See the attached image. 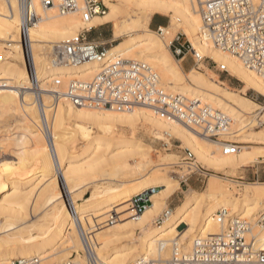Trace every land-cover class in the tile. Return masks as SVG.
I'll return each mask as SVG.
<instances>
[{
  "label": "bare ground",
  "instance_id": "1",
  "mask_svg": "<svg viewBox=\"0 0 264 264\" xmlns=\"http://www.w3.org/2000/svg\"><path fill=\"white\" fill-rule=\"evenodd\" d=\"M34 3L40 19L24 32L22 42L27 50H23L17 1L0 0V151L8 149L17 156L16 161L0 160V262L14 264L40 258L48 260V264H87L86 240L92 247L95 264L165 263L175 246L189 253L197 237L218 235L221 227L215 215L225 208L230 217L241 216L252 225L259 247L264 248V226L258 223L264 213V183H244L241 197L223 184L239 183L238 179L244 177L238 175L239 171L264 159L261 152L241 150L223 155L218 144L177 122L161 119L150 109L124 113L82 109L63 96L56 98L54 107L46 103L56 77L89 80L99 69L94 64L79 69L65 67L58 55L61 44L81 30L114 21L119 24L114 37L120 41L110 47L111 58L148 63L168 91L211 104L231 116L234 126L241 125V132L233 131L228 139L264 145V131L253 130L248 120L256 108L262 109L259 104L229 91L223 81L197 67L190 76L184 75L182 63L177 60L176 67L166 52L173 56L171 44L182 34L203 57L225 65L229 74L244 84V90L252 89L264 96L260 76L235 56L202 39L199 4L194 0H105L108 13L84 22V0H78L79 10L65 15L56 7H42L40 0ZM156 13H169L171 22L176 21L173 40L166 36L170 25L151 28ZM44 45L51 53L49 58L40 53ZM35 84L42 87L39 94L44 100L38 107ZM69 120L71 125L66 126ZM121 128H131L136 134L126 136ZM140 130L160 141L164 139L166 146L174 137L180 140L181 147L191 149L208 170L222 173L224 177L211 174L222 183L211 184L206 192L192 188L185 191L184 203L157 223L159 217H154L181 189V183L169 176L172 168L181 163L178 155L167 154L161 157L163 172L155 171L148 157L149 148L137 138ZM79 141L83 143L80 148ZM114 150L117 153L111 155ZM136 155L142 160L140 172L134 171L129 162ZM185 164L190 172L197 165L195 161ZM227 166L236 168L235 179L225 177ZM84 178V186L91 192L88 198L75 189L78 183L74 185L77 179ZM87 178L92 182L86 184ZM62 181L67 196L61 190L52 191L57 185L61 187ZM149 190H155L153 203L144 214L137 215L132 200ZM114 212L118 225L110 223ZM136 230H140L137 238Z\"/></svg>",
  "mask_w": 264,
  "mask_h": 264
},
{
  "label": "built area",
  "instance_id": "2",
  "mask_svg": "<svg viewBox=\"0 0 264 264\" xmlns=\"http://www.w3.org/2000/svg\"><path fill=\"white\" fill-rule=\"evenodd\" d=\"M21 14L20 45L27 50L22 37L39 21L40 16L34 0H16ZM42 7H56L62 15L79 10L78 0H40ZM199 4L202 27L200 36L215 48L235 56L247 69L253 71L264 81V0H194ZM82 20L91 21L96 16H105L109 8L105 0H84ZM160 29V26H157ZM87 28L61 44L58 55L63 65L79 69L88 64L98 66V71L89 80L81 78H58L52 80L53 90L50 100L63 96L71 105L82 109L111 110L117 113L133 111L136 108L152 110L158 117L168 122H177L200 137L219 145L223 155H233L240 151L239 143L227 137L232 134L234 120L227 113L198 98L186 97L168 91L155 68L143 61L111 58L109 49L113 43L106 44L89 39ZM173 41L171 50L174 56H188L201 70L200 65L207 60L221 73L229 74L225 65L203 57L187 40L181 37ZM177 43L175 46L174 43ZM65 81L67 84L65 85ZM33 82V79L32 81ZM65 86V87H64ZM38 106L44 103L39 94L42 87L35 84ZM52 103V102H51ZM1 154V151H0ZM185 163L195 161L194 153L185 149ZM189 174L198 176L201 183L208 181L212 171L197 164ZM155 190L136 195L133 208L142 215L152 205ZM173 208L167 209L157 223L171 216ZM229 209H221L215 215L221 232L214 236H199L192 244L189 253L174 247L172 257L165 263L158 261L143 264H264V248L259 247L258 237L253 235L252 225L241 216L230 217ZM110 223H115L114 215ZM259 224L264 226V213ZM85 241L87 264H95V257L89 242ZM0 264H3L0 262ZM14 264H45L35 258ZM65 264H73L71 261Z\"/></svg>",
  "mask_w": 264,
  "mask_h": 264
},
{
  "label": "rangeland",
  "instance_id": "3",
  "mask_svg": "<svg viewBox=\"0 0 264 264\" xmlns=\"http://www.w3.org/2000/svg\"><path fill=\"white\" fill-rule=\"evenodd\" d=\"M80 16H81V14H80ZM154 16L156 17V19L165 20L167 22V24L165 26H169V25L171 26V28L169 29V31H168L166 36L168 37V39L173 40V38L176 36V32L173 30V25L175 24L176 21H172L171 22L172 18H171V15L169 13H156V14L153 15V17ZM155 24L156 25L159 24L158 21ZM118 25H119L118 22L116 23L114 21L105 23L104 29L107 31V33L110 35V37L103 38L102 36H100V29H101V28H99L100 25L94 26L93 29L91 30V32L87 33V36H88L89 39L96 40V41L101 42V43H106V44L113 43V44H116V43H118L120 41V40H115V37H114L115 31L118 28ZM150 26H151V28L153 30H157V27L155 25H150ZM81 31H79V32H81ZM79 32H77V33H79ZM77 33H75V34H77ZM25 34L27 35V32ZM179 35H181V34H179ZM23 37H24V35H23ZM178 37L179 36L175 37L174 41ZM93 38H95V39H93ZM185 40H186V37L182 36L181 39H180V42H184ZM174 45L176 46L177 43L175 42ZM0 46H3V45H0ZM166 52L168 53L169 57L171 58L170 59L171 62L176 67H177V60H179V62L182 63V65H183V61L181 60L182 57H176V56H174V54L172 56L168 51H166ZM40 53L43 55V57H46V58H49L48 57L49 54L51 55L50 51L48 50V46H46V45H44L43 48L41 47ZM207 58H209V57H207ZM186 60L189 62V67L187 69H185L184 66H183L184 75L190 76L191 75V70L193 68L196 69L197 66L193 63L192 59L189 56L186 58ZM200 67H201L200 71L202 73H205V74H210L211 73V75H214V77L216 79L223 81L226 84V88L229 91H235L239 95L247 97V98L251 99L252 101L256 102L257 104H259L262 109L258 110L256 108L254 110V114L252 116L248 117V120L252 121L250 126H252L253 130L258 131V132L264 131V96L261 95L260 93L256 92V91L252 90V89L244 90L245 86L239 79H237L233 75H230V74H227V73H221L220 71H218V68L213 66L212 62L209 61V60L204 62L203 65L200 66ZM47 102H49L47 104V106L54 107L56 105L57 101H56V99L54 101H52L50 99L49 100L47 99L46 103ZM36 105L38 107L37 99H36ZM70 121L71 120L66 121V123H67L66 126H70L71 125ZM28 123H30V120L28 121ZM238 125L239 124L235 125L236 127L233 126V131H234L233 133L234 134H237V133L239 134L241 132V128H240L241 125H239V126ZM238 127H239L240 131H238V129H237ZM70 128H72V126ZM121 131L126 136H132L135 133V131L133 129H131V128H121ZM144 133H143V130H140L139 133H137V138L139 140H141L142 143H144L145 146H147L149 148V150L147 149L148 157L153 161V163H154L153 164V168L155 167V171L163 172L162 168L165 167V166H162L164 164V162H162L161 157L162 156H166L167 154H176V155H178L179 162L181 163V165L174 166L172 168V170L170 171V174H169V176L171 178H173L174 181H177V182L181 183V189L176 191L172 196H170L167 199V201H166L167 206L159 214H157L154 217V219H156L157 217H160L165 210H167L169 208H173V210H175L178 206L182 205L184 203L185 199H186L185 191H187V190L192 188L193 190L198 191V192H206L211 184H214V185L218 186L219 183H222L220 179H217L216 177H211V176L209 177L207 182L201 183L198 180V176L197 175L189 174L188 171H186L185 168L187 167V165L185 164V161H184V157L186 155L185 154V148L181 147L182 142L180 140H178V139H176L174 137L171 140V145L170 146H166L164 139L160 141L159 139L153 138L152 136L147 135L146 133L144 134ZM239 145H240V151L241 150H245V151L255 152V150H256L258 152H261L259 154H263L264 155V145H253V144H245V143H239ZM82 146H83V143L81 141H79L78 144H77V147L80 148ZM257 148L261 149V150H258ZM189 150H191V149H189ZM77 151H79V150L77 149ZM13 153H14L13 151L9 152L8 149H4V150L2 149L1 154H0L1 162L7 161V160L16 161L17 160V156H14L15 154H13ZM116 153H117V151L114 150V151L111 152V155L116 154ZM194 155H195V153H194ZM196 160H197V157L195 155V163L206 167L201 162H199L198 160L196 161ZM129 162L132 165V167L131 166L130 167L133 168L134 171H137V172L142 171L143 165L141 164L142 160L139 157V155L131 157ZM167 168L169 170V167H166V169ZM224 171H225V177H228V178H231V179H235L236 168L234 166H227V167L224 168ZM212 175H214V176L215 175L223 176L222 173L216 174L215 171H212ZM238 175L244 176L243 179H238L239 183L223 182V184L226 185V187L229 188L233 193L235 192V195H237V196L239 195L238 197H241L242 193H243V189H244V183H264V159L260 158V159H258V162L253 163V164H251V165H249L247 167H243L239 171ZM182 177H184V178H182ZM80 180H81V182H79ZM80 180L77 179L75 181V184H74L75 186L78 183L77 187H75V189H79V191L81 190L78 193L83 192L82 194H83L84 198L90 197V195H91L90 190L88 189V187L84 186L85 182L83 180H85V178L84 179H80ZM82 182H84V183H82ZM88 182H92L91 178H87L86 184ZM80 183H81L82 187L80 186ZM62 189H64V190H62ZM59 190L63 191V193L66 194V196H67V193H66L67 189H65V185H63V181L61 183V187L59 185H57V187H55V189H52L53 192H60ZM113 214H114V218L116 220L118 218V215L115 212ZM2 218L3 217L0 216V221L3 220ZM118 222L120 223V221H118ZM118 222H115V224H113V225H116V224L118 225L119 224ZM152 223L155 224V221H153ZM109 226H112V225H109ZM106 228H108V227H106ZM183 229H185V226H182V230ZM139 232H140V230H136L134 232L135 233V237H136V234H138ZM133 236H134V234H133ZM45 264H48V260H45Z\"/></svg>",
  "mask_w": 264,
  "mask_h": 264
},
{
  "label": "crops",
  "instance_id": "4",
  "mask_svg": "<svg viewBox=\"0 0 264 264\" xmlns=\"http://www.w3.org/2000/svg\"><path fill=\"white\" fill-rule=\"evenodd\" d=\"M158 21V23L159 24H155L156 22ZM167 24V22L165 21V20H162V19H156V17L154 16L153 17V19H152V23H151V25H155L156 27L157 26H165ZM104 25L105 24H103V25H100L99 26V28H101L100 29V36H102L103 38H107V37H110V35L107 33V31L104 29ZM93 39H95V38H93ZM186 58L185 59H183L182 61H183V66H184V68L185 69H187L188 67H189V62L186 60Z\"/></svg>",
  "mask_w": 264,
  "mask_h": 264
}]
</instances>
